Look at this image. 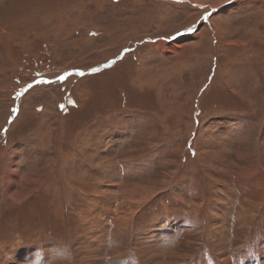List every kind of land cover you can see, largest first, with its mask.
<instances>
[{
    "label": "rangeland",
    "instance_id": "obj_1",
    "mask_svg": "<svg viewBox=\"0 0 264 264\" xmlns=\"http://www.w3.org/2000/svg\"><path fill=\"white\" fill-rule=\"evenodd\" d=\"M234 1L0 0V264H264V6ZM138 113L98 176L88 128Z\"/></svg>",
    "mask_w": 264,
    "mask_h": 264
},
{
    "label": "crops",
    "instance_id": "obj_2",
    "mask_svg": "<svg viewBox=\"0 0 264 264\" xmlns=\"http://www.w3.org/2000/svg\"><path fill=\"white\" fill-rule=\"evenodd\" d=\"M239 1H241V0H237L236 2L234 1L232 4H230V6L232 5L231 8L229 7L230 10H232V9L235 10V9L246 8V7H248L249 4L252 5L254 9L257 8L258 6H264V3L259 2V0H244L245 2H243L241 4H239ZM247 1H249V2L246 3ZM228 2L231 3V1H228ZM223 5H224V3H221L220 6L222 7ZM230 10H228V11H230ZM220 11H222V9L218 10L217 13L220 12ZM146 118L147 117L144 116L142 113H138L137 116H132V117H124V115H121L120 117H118L117 124H115L113 127H108V129H107V127H105L106 129L105 128L104 129L102 128L103 130H99V129L96 130V127L95 126H93L92 128L89 127L88 128V131H89L88 133L92 137H94L95 139L98 136L101 137V135L99 134V133H101L102 136H103V139L101 137V140L99 141V144L98 145L95 144L97 148L99 147L98 148V150H99V155L98 156H96L95 153H92L91 154L90 152L86 151V149L84 147V144H82L83 145V148H84L82 150V152H84V154L81 151H80V153L83 154V157L85 155V159L86 160L83 157H82V159L85 161V163L90 164V165L93 164V166L100 168V169H97L96 168L98 170V176H100L99 174H102V177L107 176L106 171H109V170H110V172H112V174H114L117 177L119 175H123L124 174V171H126V170L123 171V169L121 168V163L118 164L117 161L113 162V164H111L112 162L111 163H101L100 156L103 158V155H105L107 153L106 150H108V149L113 150L115 148V146H119V145L122 146V145H124L125 143L122 144L121 141H122V139L124 140V136H126V135L127 136H130V137H132L133 135H136V136L132 137L131 140L133 141V144L134 145H135V143L137 144V141L136 140L138 138L140 139V136H142L147 130L146 131L145 130H140V133H132V132L133 131L135 132L138 129V126H135V124H140L143 121L144 122H147V125L144 128H146L148 125L151 127V125L149 124V122H148V120ZM147 132H150V131H147ZM193 135H194V133H193ZM193 135L192 136L190 135L189 139H192ZM135 137H137V138H135ZM145 137H147V136H143L142 139L145 138ZM113 138H114V140H113ZM110 139H112L113 141L108 142V140H110ZM111 142H114V143L111 144ZM96 169L93 171V173L92 172L88 173V176H89V179H90L89 181L87 180L88 177L85 178L86 180L84 181V184H82V186L85 189L86 188L87 189H91V184L89 183L91 180H93V181H98L99 180L98 179L99 177L96 176V174H97L96 173L97 172ZM101 170L104 171V172L101 173L100 172ZM104 182L107 185H110L112 183V182L107 183L106 181H104ZM116 183H117V181H116ZM117 184L118 185L114 184L111 187L113 189H116L117 190V188L120 186L119 189H118V191H122L121 190V184L120 183H117ZM127 186H129V185H127ZM103 188L104 187H102V186H100L98 184V189L101 190ZM116 190H114V192H113V190H111L113 192V194L114 193L116 194V197H120L121 195H123V193L119 192V196H118L117 195L118 194L117 193L118 191H116ZM95 193H97V191ZM97 194L98 195L102 194V191H99ZM98 195H96V196H98ZM124 197L127 199V196L124 195ZM144 200L145 199H143V201ZM141 202L142 201H140L139 203H141ZM137 203H138V200H137Z\"/></svg>",
    "mask_w": 264,
    "mask_h": 264
},
{
    "label": "snow or ice",
    "instance_id": "obj_3",
    "mask_svg": "<svg viewBox=\"0 0 264 264\" xmlns=\"http://www.w3.org/2000/svg\"><path fill=\"white\" fill-rule=\"evenodd\" d=\"M178 2H179V0H178ZM209 16H210V14L208 16L203 17V19H208ZM193 30L194 29H189V31H193ZM93 71H95V70H93ZM79 75H84V73L81 72V73H79ZM58 79L63 80V79H65V76L58 77ZM41 82H43V81H41Z\"/></svg>",
    "mask_w": 264,
    "mask_h": 264
},
{
    "label": "bare ground",
    "instance_id": "obj_4",
    "mask_svg": "<svg viewBox=\"0 0 264 264\" xmlns=\"http://www.w3.org/2000/svg\"><path fill=\"white\" fill-rule=\"evenodd\" d=\"M123 192H125V188L123 187V190H122ZM154 192H148V194L149 195H151V194H153ZM143 197H145L146 198V196H143ZM142 196H140V198L142 199L143 198Z\"/></svg>",
    "mask_w": 264,
    "mask_h": 264
}]
</instances>
